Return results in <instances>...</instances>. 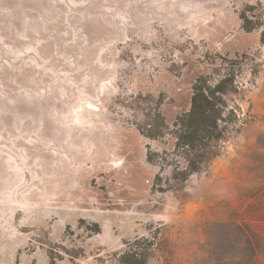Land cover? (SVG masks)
Segmentation results:
<instances>
[{
	"label": "rangeland",
	"instance_id": "obj_1",
	"mask_svg": "<svg viewBox=\"0 0 264 264\" xmlns=\"http://www.w3.org/2000/svg\"><path fill=\"white\" fill-rule=\"evenodd\" d=\"M263 30L264 0H0V264H264ZM227 74L220 154L179 183L148 116Z\"/></svg>",
	"mask_w": 264,
	"mask_h": 264
},
{
	"label": "trees",
	"instance_id": "obj_2",
	"mask_svg": "<svg viewBox=\"0 0 264 264\" xmlns=\"http://www.w3.org/2000/svg\"><path fill=\"white\" fill-rule=\"evenodd\" d=\"M232 82L230 74L214 85L209 83L207 77L198 78L193 86L189 110L177 116L171 125L160 111L148 116L143 135L149 140L167 143L169 149H165L164 154L168 155L177 182H186L191 176L203 172L219 156L220 143L224 142L228 134L225 115L229 109L226 96L232 92L227 88ZM166 155L162 158L164 162ZM158 157V152L149 150V162L154 163ZM259 241L264 242L263 235L259 236ZM142 261L140 248L130 249L120 258L121 264H142Z\"/></svg>",
	"mask_w": 264,
	"mask_h": 264
}]
</instances>
